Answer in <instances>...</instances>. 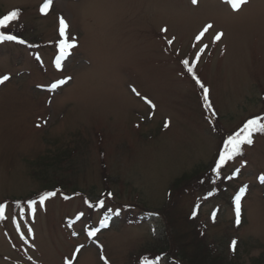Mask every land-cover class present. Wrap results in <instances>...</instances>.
<instances>
[{
	"label": "rangeland",
	"instance_id": "374dc122",
	"mask_svg": "<svg viewBox=\"0 0 264 264\" xmlns=\"http://www.w3.org/2000/svg\"><path fill=\"white\" fill-rule=\"evenodd\" d=\"M45 2L0 0V16L23 10L12 28L35 45L0 41V203L59 190L34 211L8 203L0 264H133L194 205L221 251L264 264V133L229 161L221 193L212 175L199 187L219 135L182 68H195L225 131L264 115V0L238 11L228 0ZM185 182L195 187L178 190Z\"/></svg>",
	"mask_w": 264,
	"mask_h": 264
},
{
	"label": "trees",
	"instance_id": "16d2710c",
	"mask_svg": "<svg viewBox=\"0 0 264 264\" xmlns=\"http://www.w3.org/2000/svg\"><path fill=\"white\" fill-rule=\"evenodd\" d=\"M19 11V16L15 20H12L7 23L6 26L0 27V32L4 35H14L17 37L16 40H4L0 37V41H14L19 44H27L24 43L23 35L18 32V30H14L12 27L16 25L21 15L24 14L23 10H14ZM12 12V11H11ZM11 12L3 14L0 16V19H3L4 16L9 15ZM20 41H23L21 43ZM185 72L188 77H192L194 75V69L192 68V72L188 71V68L185 69ZM201 95L205 104V109L207 112V117L210 121V124L214 128V130L218 133L220 137V153H224L225 146L230 136H234L237 132L229 134L225 131L222 126L220 127L218 118L215 113L209 107L208 99L205 100V94L201 88ZM252 120V119H249ZM248 120V121H249ZM245 124H247V122ZM259 132H254L253 136L258 134ZM243 135V134H242ZM252 136V138H253ZM242 151V148H241ZM215 167L210 168L209 172L206 175H201L197 179L199 187L210 183L215 184L213 182L216 179V184L218 187H222L223 179L221 174L215 172ZM214 173L212 176L214 179L210 180L207 178L210 174ZM40 175V174H39ZM193 188L195 185L193 182H185L182 184L178 190L182 188ZM198 187V186H197ZM58 189L54 191H47L46 193H41L38 195H34L26 200H15L9 201L11 203V207L14 211H26L31 210L34 211L38 205L46 204V201L49 200L52 196H49L44 200L43 203H40V198L47 193H55ZM110 193V191H108ZM35 202L33 207H30V204ZM7 204L2 203V205ZM184 218L181 216L177 218L169 217V219L165 220V236L162 237L161 242L158 243L157 247H154V250L151 252H146L138 257H136L132 263L133 264H237L234 259H231L226 252L221 251V249L216 245L215 242L210 241L205 230L204 225L197 222L196 220L188 218L187 220L182 221ZM3 220V218H1Z\"/></svg>",
	"mask_w": 264,
	"mask_h": 264
},
{
	"label": "snow or ice",
	"instance_id": "6c2138e0",
	"mask_svg": "<svg viewBox=\"0 0 264 264\" xmlns=\"http://www.w3.org/2000/svg\"><path fill=\"white\" fill-rule=\"evenodd\" d=\"M192 2L195 4L197 3V0H192ZM228 2L232 5V7L235 10H239L240 6L244 3L247 2V0H228ZM52 4V0H46V2L44 3V5L42 6V11H46L50 8ZM19 16V11H12L9 15H6L3 17V19H0V27H4L7 25L8 22L15 20L16 18H18ZM60 33L62 36L66 37V32L68 29V24L67 22L63 19V17L60 18ZM212 28V25L209 24L206 26V28L204 29V31H207L208 29ZM164 31L166 32L167 30L164 29ZM201 35H203V33H201ZM223 34L220 33L216 36V39L219 40L220 36H222ZM0 37H2L4 40H16L17 37L14 35H4L2 32H0ZM199 39V37H198ZM21 43H23V41H20ZM74 47V44H71L68 42L67 37L65 39V41L61 44V50L62 51H66L70 48ZM184 64L186 67H188V71L192 72V68L189 67V62L187 60L184 61ZM8 79V77H3L2 79H0V83H3L4 80ZM197 82L199 83V80H197ZM61 84L65 83V81H60ZM53 87L55 88L56 85H53ZM201 87H203V85L201 84ZM135 91V90H134ZM205 93H207V90L205 89ZM139 94V93H137ZM205 100H207V94L205 95ZM149 103H151L149 101ZM154 107V105H153ZM209 107H211V105H209ZM264 118H256V119H252L249 120L247 122V124L244 126V128L241 130V132H237L234 136H230L227 144L225 146V150L224 153L220 156V165L225 164L228 160L233 159L236 155L241 154V146L243 144H249L251 145L253 143L252 140V136L254 132H261L264 133ZM243 134V135H242ZM261 181L264 182V177H261ZM244 189L241 190V195L243 194ZM55 193H47L44 196H42L40 198V203H43L45 199H47L49 196H54ZM241 195H237L235 198V204H236V216H237V224H239L240 222V200H241ZM35 204V202H32V204H30V207H33ZM4 215V209L0 208V216ZM89 235L91 236H95L96 233L94 231L90 232ZM235 246H236V241L232 242V249L233 251H235ZM83 247V246H81ZM80 249H76V253H79ZM67 264H72V261L69 260L67 261Z\"/></svg>",
	"mask_w": 264,
	"mask_h": 264
},
{
	"label": "bare ground",
	"instance_id": "6f19581e",
	"mask_svg": "<svg viewBox=\"0 0 264 264\" xmlns=\"http://www.w3.org/2000/svg\"><path fill=\"white\" fill-rule=\"evenodd\" d=\"M260 2H261V1H260ZM98 7L100 8V11L104 13L105 10H104L103 5H100V6H98ZM88 259H89V258H88Z\"/></svg>",
	"mask_w": 264,
	"mask_h": 264
}]
</instances>
